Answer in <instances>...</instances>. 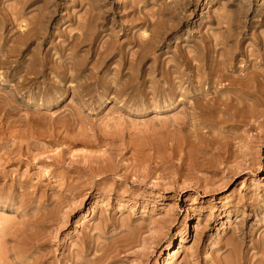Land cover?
<instances>
[{"label": "rangeland", "instance_id": "rangeland-1", "mask_svg": "<svg viewBox=\"0 0 264 264\" xmlns=\"http://www.w3.org/2000/svg\"><path fill=\"white\" fill-rule=\"evenodd\" d=\"M263 89L264 0H0V264H264Z\"/></svg>", "mask_w": 264, "mask_h": 264}, {"label": "bare ground", "instance_id": "bare-ground-1", "mask_svg": "<svg viewBox=\"0 0 264 264\" xmlns=\"http://www.w3.org/2000/svg\"><path fill=\"white\" fill-rule=\"evenodd\" d=\"M242 13V12H241ZM238 27V25L236 26L235 25V33L234 34H228V35H230L231 37H229L227 40H222L221 42V44H222V54L223 53H225V47L228 45V43L230 42V51L229 52H231L229 55H225V57H224V59L221 61V66H220V84L222 85V92H224V91H226V90H229V89H231L232 91L235 89V88H237V80H236V78L237 77H234V76H230L233 72H235L236 70H237V67H236V59H237V56L239 55V53H240V50H239V47H240V39H241V37L239 36V34H240V31H237V28ZM224 38V37H223ZM228 47V48H229ZM225 48V49H224ZM220 53V52H219ZM221 54V53H220ZM221 59H222V56H221ZM219 64V65H220ZM253 67V66H252ZM229 72H231V74L229 73ZM227 73H229L230 75H228ZM235 74V73H234ZM260 77V76H259ZM225 81L227 82V83H225ZM258 81H260L259 79H258ZM224 82V84H222ZM260 83V82H259ZM24 85V84H23ZM258 85V84H257ZM246 88V89H245ZM244 92L246 91L248 94H252V93H254L252 90L250 91L249 90V88L248 87H244L243 89H242ZM262 90V89H261ZM264 90V89H263ZM255 91V90H254ZM257 91V90H256ZM256 91H255V93H256ZM259 91V90H258ZM221 92V91H220ZM221 92V93H222ZM234 93V92H233ZM246 93V94H247ZM247 94V95H248ZM260 94V96H261V99H260V97H259V99H260V101H261V104L262 103H264V93L262 92V91H259L258 92V95ZM222 95V94H221ZM226 96V95H225ZM252 96V95H251ZM221 98H222V100H220L221 101V111L222 112H227V111H229V110H227V106H228V103L225 101V98H223V96H221ZM226 98H229L228 96H226ZM230 99V98H229ZM227 100V99H226ZM246 100V99H245ZM230 101H232V100H230ZM263 101V102H262ZM229 102V101H228ZM230 103V102H229ZM9 104V103H8ZM11 105V104H10ZM9 106V105H8ZM7 106V107H8ZM230 106V105H229ZM6 107V108H7ZM12 107V106H11ZM10 107V108H11ZM9 108V107H8ZM7 108V109H8ZM228 109H230V108H228ZM9 110V109H8ZM5 111H6V109H5ZM11 111H14V110H11ZM251 111V110H250ZM8 112V111H7ZM255 112V111H254ZM253 111L251 112V114L252 113H254ZM248 113V112H247ZM254 117H255V115H253ZM23 117V116H22ZM24 118V117H23ZM65 118V117H64ZM67 118V117H66ZM23 119H21V121H22ZM25 120V119H24ZM23 120V121H24ZM172 120V119H171ZM22 121V122H23ZM118 121V120H117ZM185 121V120H184ZM258 121H260V120H258ZM244 122V121H243ZM243 122H241V123H243ZM13 123V122H12ZM186 123V122H185ZM259 123V122H258ZM261 123H262V121H261ZM23 124V123H22ZM260 124V123H259ZM21 125V124H20ZM104 125V124H103ZM14 126V125H13ZM23 126V125H22ZM251 126H252V124H251ZM253 126H254V123H253ZM252 126V127H253ZM250 127V126H249ZM118 128V127H117ZM254 128V127H253ZM98 130V129H97ZM148 130V129H147ZM23 131V130H22ZM86 136V135H85ZM90 136V135H89ZM22 147V146H21ZM164 263H166V262H164Z\"/></svg>", "mask_w": 264, "mask_h": 264}]
</instances>
